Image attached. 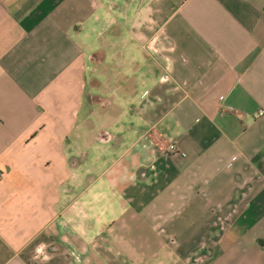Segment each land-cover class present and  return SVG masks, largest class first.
Here are the masks:
<instances>
[{
  "label": "crops",
  "instance_id": "obj_1",
  "mask_svg": "<svg viewBox=\"0 0 264 264\" xmlns=\"http://www.w3.org/2000/svg\"><path fill=\"white\" fill-rule=\"evenodd\" d=\"M0 264H264V0H0Z\"/></svg>",
  "mask_w": 264,
  "mask_h": 264
},
{
  "label": "built area",
  "instance_id": "obj_2",
  "mask_svg": "<svg viewBox=\"0 0 264 264\" xmlns=\"http://www.w3.org/2000/svg\"><path fill=\"white\" fill-rule=\"evenodd\" d=\"M167 152L169 154H178L179 150H178V148H177V146L175 144H170L167 147Z\"/></svg>",
  "mask_w": 264,
  "mask_h": 264
}]
</instances>
